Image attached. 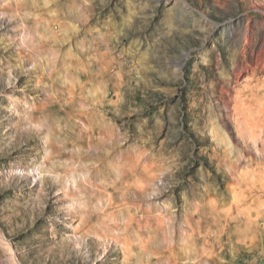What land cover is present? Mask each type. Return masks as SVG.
Instances as JSON below:
<instances>
[{
  "label": "rangeland",
  "instance_id": "rangeland-1",
  "mask_svg": "<svg viewBox=\"0 0 264 264\" xmlns=\"http://www.w3.org/2000/svg\"><path fill=\"white\" fill-rule=\"evenodd\" d=\"M261 258L264 0H0V264Z\"/></svg>",
  "mask_w": 264,
  "mask_h": 264
},
{
  "label": "bare ground",
  "instance_id": "bare-ground-1",
  "mask_svg": "<svg viewBox=\"0 0 264 264\" xmlns=\"http://www.w3.org/2000/svg\"><path fill=\"white\" fill-rule=\"evenodd\" d=\"M21 5V4H20ZM16 9H20L21 10V7L19 6V7H17ZM24 39H25V37H24ZM23 39V40H24ZM23 43V42H22ZM27 43H28V41H27ZM22 47V46H21ZM258 104V106H259V108H255V107H252V106H247L246 104H243L242 105V107H241V109H239L236 105H234V112L236 113V116H238L239 114H241V115H246V114H248V116H243V121L244 122H246L247 124H248V126H249V128H251L250 130L252 131V132H255L256 130H257V128L256 127H260V126H262V124H259L258 122H260L261 121V118H260V116H261V113H262V107H263V102H260V103H257ZM36 108V107H35ZM258 121V122H257ZM243 122V123H244ZM245 123V124H246ZM246 124V125H247ZM253 134V133H252ZM197 204L195 205V210H197ZM129 216H128V218H127V222H126V226H125V228H127L128 227V224L129 223H131L132 222V220H133V218H132V216H130V214H128ZM194 226H192V228H193ZM251 228V226L250 225H248L247 226V228L246 229H250ZM123 249H125V247L123 248Z\"/></svg>",
  "mask_w": 264,
  "mask_h": 264
},
{
  "label": "built area",
  "instance_id": "built-area-1",
  "mask_svg": "<svg viewBox=\"0 0 264 264\" xmlns=\"http://www.w3.org/2000/svg\"><path fill=\"white\" fill-rule=\"evenodd\" d=\"M255 264H264V258L257 259Z\"/></svg>",
  "mask_w": 264,
  "mask_h": 264
}]
</instances>
